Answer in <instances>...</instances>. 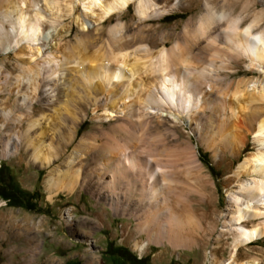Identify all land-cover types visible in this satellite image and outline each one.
Listing matches in <instances>:
<instances>
[{"label":"bare ground","instance_id":"6f19581e","mask_svg":"<svg viewBox=\"0 0 264 264\" xmlns=\"http://www.w3.org/2000/svg\"><path fill=\"white\" fill-rule=\"evenodd\" d=\"M130 4L140 21L177 6L175 0H0L1 156L28 153L48 168L49 198L81 187L116 214L137 219L124 232L146 235L133 242L139 253L162 240L203 249L211 240L204 253L209 264L262 263L240 252L264 237V83L214 88L225 79L217 59L222 64L227 54L246 56L264 73V25L253 31L264 13L242 29L241 17L218 13L207 1L170 47L166 30L156 34L142 25L126 34L121 20L102 39V23ZM217 13L225 23L212 29L221 20ZM200 36L204 49L194 51ZM90 111L96 126L77 140ZM182 124L218 163L224 151L238 157L252 136L243 160L234 169V160L227 164L226 207L203 226L190 204L214 198L216 187L189 140L168 145Z\"/></svg>","mask_w":264,"mask_h":264},{"label":"rangeland","instance_id":"374dc122","mask_svg":"<svg viewBox=\"0 0 264 264\" xmlns=\"http://www.w3.org/2000/svg\"><path fill=\"white\" fill-rule=\"evenodd\" d=\"M156 1L159 4L164 2V0ZM175 1L177 6L174 9L160 18H150L147 21H140L135 15L133 4H130L120 15H114L102 23L104 29L102 39L106 38L105 28L121 20L124 25L123 32L126 34L136 32L142 25L146 26L147 32L154 30L156 34L166 30L168 39L165 45L170 47L176 37L178 39L182 35L183 26L188 19L193 24L197 22L204 12L203 7L207 1L213 2L218 13L223 11L225 14L231 11L233 16L241 17L242 29L254 19L258 20L259 13L262 15L264 13V0ZM218 13L216 18H219ZM262 17L253 31L257 32L263 27L264 15ZM219 20L212 29L224 26L225 18L221 16ZM75 29L73 26L71 38ZM204 45V36L196 38L193 42L194 51L199 47L203 50ZM230 56L227 54L221 57L222 64L217 59L216 70L224 74L225 79L215 84V91L222 88L226 81L233 86L240 81L244 87L252 82L258 85L264 83V73L259 71L254 61L252 64L246 56H234L235 58L233 55ZM3 58L4 55H0V60ZM7 69L15 74L18 72L11 66H7ZM92 115L90 111L86 121L78 127L77 140L82 133L96 126ZM177 132L179 139L172 141L168 137V145L175 146L189 140L196 148L204 173L216 187L214 192L216 198L201 201L193 198L190 204L191 209L199 214V221L203 226L211 221L213 211H220L226 207L227 166L231 160H234L232 165L234 169L238 162L243 160L244 155L252 149V136H248L247 148L242 150L238 157H231L224 151L225 154L218 163L212 157L211 151L196 138L187 124L180 125ZM101 138L97 136L96 141L101 143L103 139ZM47 172L48 168L40 167L37 162H31L28 153L23 154L21 158L17 154L8 157H2L0 154V193L10 197L6 199L0 195V264H209V259L204 258V253L205 251L209 253L212 247L211 240H204L208 241L204 246L205 250L201 245L174 248L162 240L159 244L149 243L146 250L139 253L133 247V242L146 240V235L135 233L134 237H130L124 232L127 228L125 224H128L130 232L134 230L137 219L116 214L103 202L98 203L81 187H77L72 195L61 192L60 195L49 198L45 185ZM192 175L189 174L190 177ZM206 191L209 192V188H206ZM217 223L220 229L221 221L218 220ZM196 232L201 234L200 230ZM227 251L225 249L223 258L228 256ZM240 257H258L262 260L259 264H264V237L243 249ZM134 259H137V262Z\"/></svg>","mask_w":264,"mask_h":264},{"label":"trees","instance_id":"16d2710c","mask_svg":"<svg viewBox=\"0 0 264 264\" xmlns=\"http://www.w3.org/2000/svg\"><path fill=\"white\" fill-rule=\"evenodd\" d=\"M0 195H3V194L0 193ZM3 196H4L6 199H9V198H10V197L7 196V195H3ZM134 260L137 262V259H134ZM138 260H140V259H138ZM135 261H134V262H135ZM133 264H135V263H133Z\"/></svg>","mask_w":264,"mask_h":264}]
</instances>
